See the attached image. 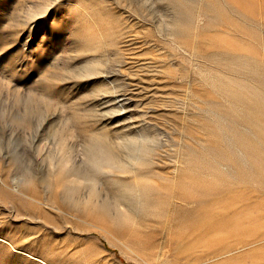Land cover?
I'll return each instance as SVG.
<instances>
[{
  "label": "rangeland",
  "instance_id": "374dc122",
  "mask_svg": "<svg viewBox=\"0 0 264 264\" xmlns=\"http://www.w3.org/2000/svg\"><path fill=\"white\" fill-rule=\"evenodd\" d=\"M0 264H264V0H0Z\"/></svg>",
  "mask_w": 264,
  "mask_h": 264
},
{
  "label": "bare ground",
  "instance_id": "6f19581e",
  "mask_svg": "<svg viewBox=\"0 0 264 264\" xmlns=\"http://www.w3.org/2000/svg\"><path fill=\"white\" fill-rule=\"evenodd\" d=\"M177 178V177H176ZM176 180V179H175ZM176 182V181H175ZM175 184V183H174ZM173 197H172V201H173ZM176 202V201H175ZM180 203V202H179ZM65 204H66V202H65ZM172 204H173V202H172ZM197 204V203H196ZM188 205V204H187ZM199 205V204H198ZM191 206H193V205H191ZM171 208H172V206H170Z\"/></svg>",
  "mask_w": 264,
  "mask_h": 264
}]
</instances>
